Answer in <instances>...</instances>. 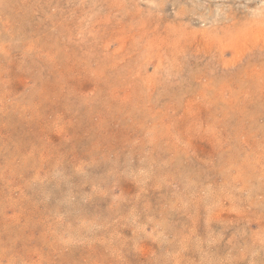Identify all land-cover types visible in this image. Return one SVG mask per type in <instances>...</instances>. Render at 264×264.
<instances>
[{
  "label": "rangeland",
  "instance_id": "rangeland-1",
  "mask_svg": "<svg viewBox=\"0 0 264 264\" xmlns=\"http://www.w3.org/2000/svg\"><path fill=\"white\" fill-rule=\"evenodd\" d=\"M0 264H264V0H0Z\"/></svg>",
  "mask_w": 264,
  "mask_h": 264
},
{
  "label": "bare ground",
  "instance_id": "bare-ground-1",
  "mask_svg": "<svg viewBox=\"0 0 264 264\" xmlns=\"http://www.w3.org/2000/svg\"><path fill=\"white\" fill-rule=\"evenodd\" d=\"M119 57V56H118Z\"/></svg>",
  "mask_w": 264,
  "mask_h": 264
}]
</instances>
